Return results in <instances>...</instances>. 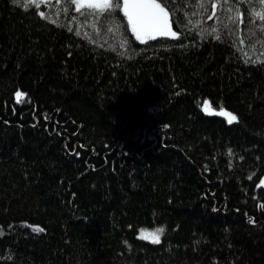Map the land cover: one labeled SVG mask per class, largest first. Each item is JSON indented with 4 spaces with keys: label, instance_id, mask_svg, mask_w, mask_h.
<instances>
[{
    "label": "trees",
    "instance_id": "trees-1",
    "mask_svg": "<svg viewBox=\"0 0 264 264\" xmlns=\"http://www.w3.org/2000/svg\"><path fill=\"white\" fill-rule=\"evenodd\" d=\"M156 1L0 0V264H264V4Z\"/></svg>",
    "mask_w": 264,
    "mask_h": 264
},
{
    "label": "snow or ice",
    "instance_id": "snow-or-ice-1",
    "mask_svg": "<svg viewBox=\"0 0 264 264\" xmlns=\"http://www.w3.org/2000/svg\"><path fill=\"white\" fill-rule=\"evenodd\" d=\"M14 5L22 7L24 10H28L31 5L39 7L42 0H11ZM261 4H264V0H260ZM76 4V10L80 11L81 8L92 9L93 12L104 13L114 8H120L119 3H113V0H73ZM215 7V5H213ZM122 10L128 18V22L131 25L132 31L136 34L138 40L144 38L155 39L156 35L176 37L177 33L171 30V24L169 23V13L165 7L156 0H123ZM41 16L44 13H40ZM254 15L259 19L264 20V12L256 11ZM211 18V17H209ZM239 18V14L233 17V20ZM219 39V37H217ZM18 100L21 93L16 94ZM207 111V106L204 108ZM209 115H224L227 117V122L232 124L238 121V117L226 111L223 107L219 112H208ZM79 155V153H77ZM36 231H44L43 228H36ZM164 227L159 226L154 230L141 229L139 238L149 240L151 243L159 244L160 237L164 234ZM2 234V233H0Z\"/></svg>",
    "mask_w": 264,
    "mask_h": 264
},
{
    "label": "rangeland",
    "instance_id": "rangeland-1",
    "mask_svg": "<svg viewBox=\"0 0 264 264\" xmlns=\"http://www.w3.org/2000/svg\"><path fill=\"white\" fill-rule=\"evenodd\" d=\"M42 1H46V0H42ZM157 2V1H156ZM158 3V2H157ZM74 5H75V7H76V4L74 3ZM122 5H123V0H122ZM126 18H127V16H126ZM127 20H128V18H127ZM169 23L171 24V21H170V18H169ZM130 28H131V25H130ZM131 30H132V28H131ZM171 30L173 31V32H176L174 29H173V27H172V24H171ZM133 32V31H132ZM133 34H134V36L136 37V34L133 32ZM156 37H160L159 35H156ZM155 37V38H156ZM167 37H172L171 35H169V36H167ZM146 40H149L148 38H144V39H142V40H139V41H146ZM20 93V92H19ZM17 97V96H16ZM18 99V98H17ZM205 106H207V111H205L204 110V108H205ZM202 110L205 112V113H207L208 114V112H212L213 110L214 111H216V112H219V110H220V108H212L211 107V105L209 104V102L208 101H206L205 103H204V105L202 106ZM226 110V109H225ZM226 111H228V110H226ZM228 112H231V111H228ZM232 113V112H231ZM234 114V113H233ZM218 116H222L223 118H225L226 120H227V117L226 116H224V115H218ZM262 184V183H261ZM141 229H147V228H139L138 229V231H137V237L139 238V235H140V230ZM147 230H149V231H151V230H154V229H147ZM162 237V236H161ZM161 237H160V240H161ZM146 241H149V240H146ZM150 242V241H149Z\"/></svg>",
    "mask_w": 264,
    "mask_h": 264
},
{
    "label": "bare ground",
    "instance_id": "bare-ground-1",
    "mask_svg": "<svg viewBox=\"0 0 264 264\" xmlns=\"http://www.w3.org/2000/svg\"><path fill=\"white\" fill-rule=\"evenodd\" d=\"M262 183H264V178H263V180H262Z\"/></svg>",
    "mask_w": 264,
    "mask_h": 264
}]
</instances>
